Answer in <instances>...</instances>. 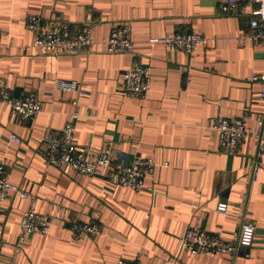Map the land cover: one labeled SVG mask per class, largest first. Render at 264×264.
I'll return each mask as SVG.
<instances>
[{
	"label": "crops",
	"instance_id": "0c3cea01",
	"mask_svg": "<svg viewBox=\"0 0 264 264\" xmlns=\"http://www.w3.org/2000/svg\"><path fill=\"white\" fill-rule=\"evenodd\" d=\"M223 4L229 0H0V88L13 97L34 90L43 103L34 120L0 107V163L12 182L35 196L36 210L52 217L47 235L26 238L16 264H115L119 258L139 264H264V158L252 177L264 99L259 83L251 81L264 71V45L239 42L249 18L223 12ZM31 14L49 26L92 22L93 51H23L34 36L25 25ZM118 23L129 25L150 70L149 89L140 98L121 88L131 55L104 51L103 40ZM179 30H193L206 43L186 54L149 42ZM58 78L77 80L84 94L58 90ZM74 110L75 142L91 154L111 147L115 165L136 155L155 162L145 177L150 190L45 164L44 131L62 127ZM217 116L242 118L251 129L236 153L219 149ZM219 201L227 202V213L216 210ZM1 207L5 264L29 201L12 194ZM92 219L101 225L100 235L72 234V221ZM242 221L255 225V235L234 257L180 249L189 226L234 242Z\"/></svg>",
	"mask_w": 264,
	"mask_h": 264
},
{
	"label": "built area",
	"instance_id": "2783aa9c",
	"mask_svg": "<svg viewBox=\"0 0 264 264\" xmlns=\"http://www.w3.org/2000/svg\"><path fill=\"white\" fill-rule=\"evenodd\" d=\"M221 10L232 15H247V32L239 38H248L254 44L264 45V0H229ZM26 28L33 31L34 36L29 44L22 45L25 52L60 54L63 52L88 53L93 51V24L90 21L74 27L67 23L55 22L45 25L35 14L28 15L25 20ZM8 35V34H5ZM149 42H160L174 52L191 54L198 44H205L206 39L193 30H179L160 38H150ZM104 51L107 53H127L131 55L130 66L124 71L121 88L130 97H143L150 85V70L143 65L138 51L132 40L130 27L126 23L115 24L109 35L103 40ZM2 48L0 34V51ZM252 82L260 85V96L264 99V71L254 74ZM55 88L63 92L84 94L80 83L73 79L58 78ZM1 89V88H0ZM76 104V100L73 101ZM7 106L24 120H34L42 110V100L34 90H27L22 97H13L3 88L0 90V107ZM76 110L69 114L68 120L58 129H46L42 141L46 148L43 154L47 166L68 167L75 174L88 178H103L115 185L129 188L133 191L150 190L152 187L145 183V177L155 167V162L143 156H134L123 164H114L113 148L105 147L96 154L75 142ZM263 117L259 118L260 127L256 134L257 149L253 160L252 177L255 179L260 168V160L264 158V124ZM217 134L219 149L225 153H236L241 140L252 133L242 118H227L217 116L213 126ZM15 142L20 138L11 134ZM264 187V181L261 182ZM17 195L29 201L27 208L20 217L17 241L12 249L10 259L5 264H16L15 258L22 250V244L31 234L47 235L50 230L52 217L38 212L35 208V196L20 188L9 178L8 170L0 163V214L1 204L10 195ZM216 210L228 212L226 201H219ZM72 234L76 237L83 234L98 236L102 232L101 225L95 220L85 222L72 221L69 224ZM255 235V225L242 221L238 237L234 242L221 239L218 235L207 233L198 225L189 226L180 239V249L191 255L215 256L227 253L234 257L249 248ZM115 264H139L138 261H128L119 258Z\"/></svg>",
	"mask_w": 264,
	"mask_h": 264
}]
</instances>
